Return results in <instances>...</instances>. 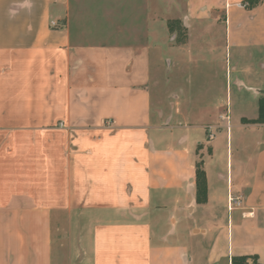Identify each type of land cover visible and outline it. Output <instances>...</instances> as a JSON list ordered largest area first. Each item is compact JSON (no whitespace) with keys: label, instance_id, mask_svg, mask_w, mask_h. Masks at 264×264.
Returning <instances> with one entry per match:
<instances>
[{"label":"crops","instance_id":"0c3cea01","mask_svg":"<svg viewBox=\"0 0 264 264\" xmlns=\"http://www.w3.org/2000/svg\"><path fill=\"white\" fill-rule=\"evenodd\" d=\"M247 1L213 0L222 23L194 19L176 46L159 16L171 0H0V136L53 134L48 194L23 187L28 163L12 167L15 181L0 163V264H264V125L242 123L264 81L244 86L236 67L264 71V0ZM201 52L231 62L224 88L184 87ZM233 76L251 114L233 112ZM207 127L226 129L225 168L215 135L196 152Z\"/></svg>","mask_w":264,"mask_h":264},{"label":"rangeland","instance_id":"374dc122","mask_svg":"<svg viewBox=\"0 0 264 264\" xmlns=\"http://www.w3.org/2000/svg\"><path fill=\"white\" fill-rule=\"evenodd\" d=\"M161 1V0H160ZM171 5H169V8L166 10L163 9L164 6L159 4V8L161 10V15L163 17H168V20H179L182 25L185 27L188 25L190 22H193L194 19H196V22H200V24H208L211 22H216L217 24L220 25L222 23V17L223 13L220 8L218 9H211L213 6H211V2L213 0H171ZM220 4V0H218ZM211 3V4H210ZM218 4V5H219ZM92 7H96V5H92ZM196 10V16L190 15L188 12ZM194 13V12H193ZM164 14V15H163ZM157 17V14L155 15V18ZM190 18V19H189ZM189 19V20H188ZM198 24V23H197ZM187 31V28H186ZM200 33H197V35ZM200 48V47H198ZM200 52V51H199ZM204 54L203 59H195L194 62L188 63L185 62L184 64V75H185V81H183V85L185 88L190 89L191 92H198L200 88H203L204 86H210L212 88V82H214V86L216 88H224L225 87V78H224V73L226 68L230 69L231 62H228L227 66L224 63V60H218L217 62L215 60H210L208 56ZM187 58V57H186ZM233 64V63H232ZM237 70H238V80L243 83L244 86H249L252 82H255V80L258 78L260 80L264 81V71L259 69L258 66L255 64L252 66H249V63L246 62H238L236 64ZM261 68V67H260ZM246 72L247 74H242V72ZM220 73V76L217 77L215 76L216 73ZM243 72V73H244ZM260 72V73H259ZM222 76V78H221ZM217 77V78H216ZM236 77V75H235ZM234 76L231 78L230 85L232 87V109L233 112L240 110V105L245 104L243 101H246L244 98L239 99L240 96H248V94H245L242 91L237 90L236 84L235 86H232V81L234 80ZM160 82V81H159ZM218 84H215L217 83ZM218 86V87H217ZM160 92V91H159ZM238 99V100H237ZM224 100V98H223ZM244 110L243 112H246L247 114H251L252 110L251 107L248 106L246 108H242ZM230 130V129H229ZM207 133V132H206ZM213 135L216 136V141L213 142L212 146L214 149L218 152L220 155V158L217 160L220 161L218 166H221V168H225V152H226V129L223 127L219 130H213L212 131ZM25 136V137H24ZM51 136L53 134H50L48 131H45L43 133H38V134H12L8 136H0V163H8V166L10 167L11 173H10V181H15L18 180L19 178H16V175L12 174V167L13 166H19V165H25L28 163L31 165L30 169H24L23 171H20L18 173L19 177H22L24 183L22 184L23 187H28L33 190L35 187V190H40L43 192V195L48 194V188H49V177H50V171H51V166H50V145H51ZM205 151L204 154H207V144L210 142L208 138H205ZM237 146L235 143V140L233 138L231 144H229V151L232 152L233 157L236 155V150ZM251 150V149H250ZM20 151V154L17 152ZM6 152H10L11 155L8 154L6 156ZM5 153V154H2ZM32 153V157L29 159V163L26 159V156L28 154ZM10 157L8 160L2 157ZM19 155L21 157L19 158ZM16 156V157H15ZM47 159H46V158ZM49 160V161H48ZM24 163V164H23ZM35 167V169H34ZM22 169V168H21ZM34 169V170H33ZM59 174L57 176H60L61 178V167L58 169ZM216 171V170H215ZM17 172V171H15ZM222 173L225 175V171L222 170ZM13 175V176H12ZM56 176V179H57ZM1 181V179H0ZM36 181V183H35ZM225 182V181H224ZM21 183V182H20ZM25 190V189H24ZM30 191V190H29ZM24 194L27 192L26 190L23 191ZM32 193H37L36 191H32ZM32 193L27 194V197L30 199L32 197Z\"/></svg>","mask_w":264,"mask_h":264},{"label":"trees","instance_id":"16d2710c","mask_svg":"<svg viewBox=\"0 0 264 264\" xmlns=\"http://www.w3.org/2000/svg\"><path fill=\"white\" fill-rule=\"evenodd\" d=\"M251 3H253L252 0L247 1L245 3L246 7L250 6ZM166 26L169 34L171 36H174V44L176 46H182L186 44L188 38L187 31L179 20H167ZM242 123L249 125H264V94H262L259 98L256 118L253 120L242 119ZM202 148V145L197 146L196 152H198ZM195 188L196 203L204 204L206 202L207 187L205 172L203 169V163L201 158H199L198 162L195 165ZM248 261H251L250 264H260L258 263L256 257L236 256L231 258V264H249Z\"/></svg>","mask_w":264,"mask_h":264},{"label":"built area","instance_id":"2783aa9c","mask_svg":"<svg viewBox=\"0 0 264 264\" xmlns=\"http://www.w3.org/2000/svg\"><path fill=\"white\" fill-rule=\"evenodd\" d=\"M245 6H246L245 3L239 4V7H245ZM51 25L54 26L55 23L51 22ZM219 120H220V122H226V128L228 129V123H229L228 115L226 113L219 115ZM215 129H216L215 127H207V138L209 140L214 139V135H213L212 131ZM241 205H242V197L241 196H234L231 194L228 195V197H227V209L228 210H233L235 208H239Z\"/></svg>","mask_w":264,"mask_h":264},{"label":"water","instance_id":"95a60500","mask_svg":"<svg viewBox=\"0 0 264 264\" xmlns=\"http://www.w3.org/2000/svg\"><path fill=\"white\" fill-rule=\"evenodd\" d=\"M260 94H264V91H259Z\"/></svg>","mask_w":264,"mask_h":264}]
</instances>
